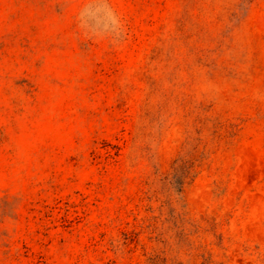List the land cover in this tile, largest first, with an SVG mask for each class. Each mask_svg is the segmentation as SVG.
<instances>
[{
	"label": "rangeland",
	"instance_id": "374dc122",
	"mask_svg": "<svg viewBox=\"0 0 264 264\" xmlns=\"http://www.w3.org/2000/svg\"><path fill=\"white\" fill-rule=\"evenodd\" d=\"M0 264H264V0H0Z\"/></svg>",
	"mask_w": 264,
	"mask_h": 264
}]
</instances>
